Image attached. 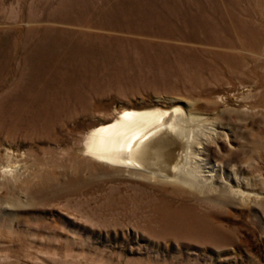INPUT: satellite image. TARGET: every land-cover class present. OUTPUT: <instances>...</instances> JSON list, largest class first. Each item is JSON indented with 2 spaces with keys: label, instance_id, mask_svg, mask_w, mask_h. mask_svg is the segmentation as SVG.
Returning a JSON list of instances; mask_svg holds the SVG:
<instances>
[{
  "label": "rangeland",
  "instance_id": "obj_1",
  "mask_svg": "<svg viewBox=\"0 0 264 264\" xmlns=\"http://www.w3.org/2000/svg\"><path fill=\"white\" fill-rule=\"evenodd\" d=\"M149 108L243 196L88 151ZM0 264H264V0H0Z\"/></svg>",
  "mask_w": 264,
  "mask_h": 264
},
{
  "label": "bare ground",
  "instance_id": "obj_2",
  "mask_svg": "<svg viewBox=\"0 0 264 264\" xmlns=\"http://www.w3.org/2000/svg\"><path fill=\"white\" fill-rule=\"evenodd\" d=\"M183 116V111L179 108L124 110L113 122L90 131L87 149L99 160L132 168L143 176L155 178L154 180L189 184L199 193L214 195L216 199L242 197L241 189L234 188L233 178L221 177L227 182H223L221 178L219 179L222 181H219L214 174L204 170V165L209 164V161L200 156L201 152L211 149V142H219L221 137L215 134L206 136L203 133L208 139L200 141L202 145H195L197 148L193 147L191 134H187L182 125L185 118ZM196 137L195 140L193 138L194 143ZM181 145L185 148L178 157L176 153ZM204 162L206 163L203 164ZM214 167L215 165L211 166L212 170ZM207 184L214 186L209 188L208 185L206 188Z\"/></svg>",
  "mask_w": 264,
  "mask_h": 264
}]
</instances>
